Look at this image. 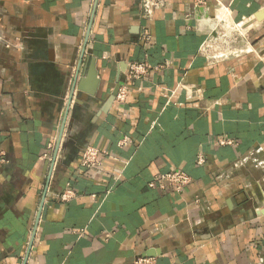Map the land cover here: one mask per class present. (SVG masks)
<instances>
[{
	"label": "crops",
	"instance_id": "obj_1",
	"mask_svg": "<svg viewBox=\"0 0 264 264\" xmlns=\"http://www.w3.org/2000/svg\"><path fill=\"white\" fill-rule=\"evenodd\" d=\"M217 2L243 30L226 54L205 49ZM263 10L0 0V264H264ZM133 63L149 72L108 107ZM174 170L182 194L149 188Z\"/></svg>",
	"mask_w": 264,
	"mask_h": 264
},
{
	"label": "built area",
	"instance_id": "obj_2",
	"mask_svg": "<svg viewBox=\"0 0 264 264\" xmlns=\"http://www.w3.org/2000/svg\"><path fill=\"white\" fill-rule=\"evenodd\" d=\"M197 9L208 10L209 3L213 0H191ZM142 7V19L145 22L151 21L157 11L161 10L166 3V0H140ZM218 6L215 8V14H217L218 10H224L223 7L219 6V2H217ZM230 29L233 34H236L237 27L235 23L227 20L223 22H217V25L213 29L214 35L210 36L209 45L205 46V49L214 48V45L223 38H225V34L222 35V31ZM143 40L147 43L150 42L151 37L147 29L144 31ZM232 41V40H231ZM150 66L147 63H133L129 66L128 73L126 76V81L124 85L120 88L116 101L118 103H124L128 96L129 87L131 85V81L134 79H139L145 76L149 72ZM221 145H232L230 140H221ZM109 158L110 156H106ZM81 166L83 168L89 170H95L101 168L103 164L101 151L95 146H88L84 148L81 154L80 160ZM206 163L205 158L199 157L198 164L204 165ZM192 183V178L185 172L182 171H171L168 173L160 174L148 184L151 189L158 190H168L172 189L176 194H182L185 189ZM74 196V193L70 190H67L62 196L61 200L63 202L70 201ZM128 264H156V260L148 257H138L133 262Z\"/></svg>",
	"mask_w": 264,
	"mask_h": 264
},
{
	"label": "rangeland",
	"instance_id": "obj_3",
	"mask_svg": "<svg viewBox=\"0 0 264 264\" xmlns=\"http://www.w3.org/2000/svg\"><path fill=\"white\" fill-rule=\"evenodd\" d=\"M249 25L250 24H246L242 26V28H245L246 30H248ZM229 30L230 29L227 28V30L222 31V35L225 34L226 37L225 38L222 37V39L217 43V45H214V49L217 50V54H220V53L226 54L229 52H233L235 45L240 43L242 39V35H243L242 33L243 30L241 28H238L236 34H233L231 30L229 32Z\"/></svg>",
	"mask_w": 264,
	"mask_h": 264
},
{
	"label": "water",
	"instance_id": "obj_4",
	"mask_svg": "<svg viewBox=\"0 0 264 264\" xmlns=\"http://www.w3.org/2000/svg\"><path fill=\"white\" fill-rule=\"evenodd\" d=\"M257 19L259 21H262L264 19V10L261 11L258 15H257ZM124 80H125V74H122L119 78V82H118V86L116 88V90L113 93V96L110 98V100L108 101L107 106L109 107L110 105H112V103L115 101V98L120 90V88L123 86L124 84Z\"/></svg>",
	"mask_w": 264,
	"mask_h": 264
},
{
	"label": "bare ground",
	"instance_id": "obj_5",
	"mask_svg": "<svg viewBox=\"0 0 264 264\" xmlns=\"http://www.w3.org/2000/svg\"><path fill=\"white\" fill-rule=\"evenodd\" d=\"M216 18V19H215ZM214 19H215V22H217V20H219V22H223V21H227L228 20V16H227V14H225V11L224 10H218V12H217V16L215 17ZM213 20V19H212ZM256 22V21H255ZM254 23V22H253ZM213 24V23H212ZM211 24V25H212ZM214 26V25H213ZM252 27V25H249L248 26V29L249 28H251ZM238 29V28H237ZM229 32H230V30H229Z\"/></svg>",
	"mask_w": 264,
	"mask_h": 264
}]
</instances>
